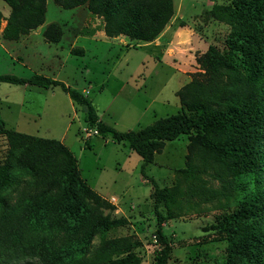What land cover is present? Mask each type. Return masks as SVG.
<instances>
[{"label": "trees", "instance_id": "16d2710c", "mask_svg": "<svg viewBox=\"0 0 264 264\" xmlns=\"http://www.w3.org/2000/svg\"><path fill=\"white\" fill-rule=\"evenodd\" d=\"M4 1L11 7L2 29L5 39L17 40L43 23L45 0ZM84 1L55 0L64 8ZM87 1L94 13L105 18L107 36L124 34L130 39L152 41L173 15L171 0ZM208 11L211 19L228 26L223 48L219 50L209 44L196 56L199 70L191 73L190 79L176 91L181 110L157 118L142 129L115 130L98 119L86 96L54 78L37 73L29 78L0 75V82L43 88L60 86L76 104L83 105L88 120L100 133L126 143L142 158L140 171L144 177L146 166L167 141L187 135L185 165L176 169L174 183L160 187L151 180L150 198L157 218L158 244L153 264H169L173 248L162 230L160 206L166 209L167 218H174L189 209L198 210L201 202L213 200L222 207L234 201L241 208L240 215H246L249 221L252 215L262 213L255 217L254 223H246L238 218V212H231L222 223L218 222L219 228L214 232L216 239L229 241L231 264H237L238 257L242 264H264V0H226L220 5L212 4ZM51 27L54 25L47 27L44 36L48 42H57L58 36H48ZM1 129L0 133H5L11 143L13 158L10 157L5 173H0V196L3 191H17L22 184L15 168L29 175L23 192L31 190L21 196L22 200L9 212V217L5 216L10 219L7 225L14 229L13 239L7 238L5 242L12 240L13 246L20 244L24 257L14 264H35L32 258H26L34 254L38 255L37 264H139L131 236L105 238L106 230L122 225L125 218L112 215L115 207L81 179L76 157L63 143ZM242 176L247 179L246 183L240 181ZM212 180H217L220 186L211 185ZM56 188H61L60 194L66 200L75 197L79 188L84 201H101L108 212L96 219L80 217L71 221L62 213L78 208L74 204L67 207V202L59 196L48 210L49 213L53 210L55 215L45 228L34 234L17 215L31 211L42 196ZM5 202L0 197V205ZM97 233L99 240L94 245L92 239Z\"/></svg>", "mask_w": 264, "mask_h": 264}, {"label": "rangeland", "instance_id": "374dc122", "mask_svg": "<svg viewBox=\"0 0 264 264\" xmlns=\"http://www.w3.org/2000/svg\"><path fill=\"white\" fill-rule=\"evenodd\" d=\"M99 1L101 0L97 2L100 3ZM171 1V19H176L183 28L188 27L190 33L193 32L192 53L196 50L204 52L209 44L219 50L223 48L228 26L222 21L211 19L208 9L212 4L220 5L226 0ZM45 4L43 23L46 22V25L42 32L43 38L48 40L44 32L49 25H54L50 28L48 36H58L60 47L55 50L56 46L52 44L51 48L44 49L43 58L32 53L31 49L23 48L22 42H0V75L29 78L37 73L60 80L86 96L102 122L119 132L142 129L151 125L157 118L178 112V101L173 95V90L180 86L179 82L185 76L182 77L176 68H193L194 72L199 70L195 62L196 57L194 61L189 54L191 52L176 54L175 63L172 61L173 57L163 53L159 55L162 61L158 62L149 55L150 50L142 44L130 47L116 45L109 56L103 58L100 51L104 45L101 39L105 33V18L94 13L87 0L70 8L62 7L55 0H45ZM10 13L11 7L4 0H0V26H5ZM199 51L196 56L201 54ZM155 69L161 71V77H148L143 83V75ZM130 74L133 75L131 78ZM126 80L129 84L123 87L122 94L113 97ZM134 87H141V92L135 97V103L129 104L125 97ZM143 91H146V96ZM148 97L153 98V101L147 109H141L140 106ZM1 128L56 139L63 143L76 157L81 176L87 179L91 186L104 193L116 192L122 197L119 201H113L112 197V201L107 199L115 207L112 215L124 217L125 222L106 230L105 238L131 236L136 245L135 250L138 251L139 264L154 263L158 244L155 234L157 218L149 194L152 191L151 180L161 187L174 183L176 169L185 165L186 144L189 141L186 139L187 135H181L178 140L167 141L162 151L155 156V162L145 169L144 177L140 171V156L134 151L127 156V144H118L109 135L100 133L96 125L88 120L83 105L76 104L60 86L25 87L24 84L8 81L0 82L2 131ZM10 145L5 133H0V173H5L10 157L13 158ZM14 172L19 175L22 184L17 191H3L0 196L6 201L4 205H0V263H20L24 258L20 244L13 246L12 240L5 242L7 238L13 239L11 233H14L12 225H7L10 220L9 212H13L19 205L25 192L31 191L23 192L29 182L28 173L18 168H15ZM242 177L243 180L240 181L246 183L247 179ZM211 185L218 187L220 183L212 180ZM60 193L61 188H56L48 195L42 196L31 211L17 215L19 220H23L36 234L45 228L47 221L55 215L52 214L53 210L50 213L48 210L54 204V198L59 196L61 201L67 202V207L74 204L78 208L71 213H62V216L71 221L81 219L80 217L84 220L96 219L101 213L108 212L101 206V201H84L79 188L76 196L69 200ZM47 203L48 205H45ZM198 207V210L189 209L182 216L167 218L166 209L160 206L159 212L163 217L162 230L173 247L169 264H231L229 241L215 237L214 231L219 228L218 222L222 223L224 217L231 212H238L241 221L254 223L255 217L261 216L262 213L252 215L249 221V217L240 215L241 208L234 201H230L228 207H222L214 200L201 202ZM12 220L16 222L15 218ZM98 240L97 233L92 239V244L96 245ZM26 258H32L37 264L38 255ZM241 262V257H238L236 263L242 264Z\"/></svg>", "mask_w": 264, "mask_h": 264}, {"label": "crops", "instance_id": "0c3cea01", "mask_svg": "<svg viewBox=\"0 0 264 264\" xmlns=\"http://www.w3.org/2000/svg\"><path fill=\"white\" fill-rule=\"evenodd\" d=\"M210 8H211V6H210ZM45 25H46V22L43 23V25H41L40 27L30 30L28 34L21 35L18 40H8L2 36V29L4 27V24H3L0 26V40H1L0 42H3V41H13L16 43L22 42L23 48H25V49L29 48L32 50V53H35L39 56H42V53H44V49L51 48L52 44H54L56 46L55 50H57V47H60V45H58V44L61 42V41H59V42H48L43 38L42 32H43ZM192 35H193V32L191 31V33H190V29L188 27L183 28V26H181L180 22L177 23L176 19L172 18L165 25V27L159 33V35L152 41H141V40L130 39L128 36H126L124 34H120L117 36H107L105 33H103V37L101 39V42L104 45L101 48L100 53H101L103 58H107L109 56V53L111 52V50L114 49L116 45L130 47V46H137V45L142 44V45H144V47L146 49L150 50L149 55L153 56L155 61L161 62L162 60H160L159 55L166 53L167 56L173 57L172 61H173V63H175L177 61L175 59L176 54L181 55L186 51L191 52L192 48L194 49V47L192 46V37H191ZM138 41H140V42H138ZM197 51H199V50H196L194 53H192V52L189 53L191 55L192 59H194V61H195ZM56 56L57 55H55V57ZM42 57L44 58V56H42ZM176 70L178 72H180L182 77H183V75L185 76L184 79L180 80V82H179L180 86H178L177 88H175L173 90V95H174V97L177 98L176 91L190 79V75H191L190 73H193L194 69L193 68L186 69V68L178 67V68H176ZM149 72L147 74L143 75V83H145V80L148 77L149 78H152V77H154V78L158 77L159 78V77H161V74H162L159 69H155V70H152ZM132 76L133 75L130 74L129 78H131ZM127 84H129V82L127 80L124 81L122 86L118 89V91L115 92L113 97H119L120 94H122L121 92L124 89L123 87H125ZM24 86L26 87L28 85L24 84ZM140 90H141V87L132 88V90L130 91V94L125 97L127 99V103H129V104L135 103L134 99L136 96L139 95V92H141ZM142 93L144 94V96H146V91H143ZM152 101H153V98L152 99L149 97L145 98L144 104L142 106H140L141 109H144V110L147 109ZM167 101H169V100L167 99ZM177 101H178V105H176V107L178 109L177 111L179 112L181 110V104H180L178 98H177ZM98 119L101 120L100 116H98ZM97 135H99V134H97ZM178 139L179 138H176L174 140H178ZM186 139L188 140L187 137H186ZM171 141H173V140H171ZM119 143H122L123 146H126V143L118 142V144ZM127 147H128L127 156H130V153L133 150L129 146H127ZM127 147H125V148H127ZM186 149H187V144H186ZM186 153H187V151H186ZM157 154H159V153H156L154 155V159H153L152 163L155 162L154 160H155V156ZM140 162L142 164V158H141ZM152 163H150V164H152ZM141 164H140V166H141ZM149 165H147L146 168H148ZM119 166H121V165L119 164ZM143 179L145 180V178H143ZM85 181L87 182V184H89L87 179ZM89 186L91 188H93L95 191H97L99 194H101V196H103L105 199L111 200V197L113 196L115 198V200H113V201H119L122 198L121 195L116 193V192H107L106 191V193H104L101 190H99L98 188L95 189L90 184H89ZM158 186H160V185H158ZM151 190H152V188H151Z\"/></svg>", "mask_w": 264, "mask_h": 264}, {"label": "built area", "instance_id": "2783aa9c", "mask_svg": "<svg viewBox=\"0 0 264 264\" xmlns=\"http://www.w3.org/2000/svg\"><path fill=\"white\" fill-rule=\"evenodd\" d=\"M113 200H115V198L112 196Z\"/></svg>", "mask_w": 264, "mask_h": 264}]
</instances>
